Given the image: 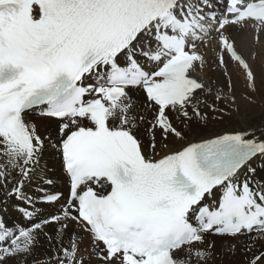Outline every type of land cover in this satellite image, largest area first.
Returning <instances> with one entry per match:
<instances>
[{
  "label": "snow or ice",
  "instance_id": "obj_1",
  "mask_svg": "<svg viewBox=\"0 0 264 264\" xmlns=\"http://www.w3.org/2000/svg\"><path fill=\"white\" fill-rule=\"evenodd\" d=\"M0 264H264V0H0Z\"/></svg>",
  "mask_w": 264,
  "mask_h": 264
}]
</instances>
